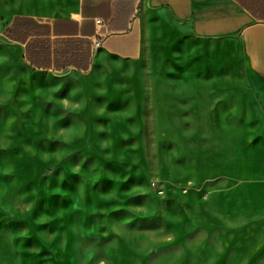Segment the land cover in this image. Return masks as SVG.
<instances>
[{
    "label": "rangeland",
    "instance_id": "rangeland-1",
    "mask_svg": "<svg viewBox=\"0 0 264 264\" xmlns=\"http://www.w3.org/2000/svg\"><path fill=\"white\" fill-rule=\"evenodd\" d=\"M163 38L127 61L1 12L0 264H264L246 64Z\"/></svg>",
    "mask_w": 264,
    "mask_h": 264
},
{
    "label": "crops",
    "instance_id": "crops-1",
    "mask_svg": "<svg viewBox=\"0 0 264 264\" xmlns=\"http://www.w3.org/2000/svg\"><path fill=\"white\" fill-rule=\"evenodd\" d=\"M1 12L33 18L58 38L99 41L101 53L127 61L171 28L188 44L228 47L243 58L246 84L264 113V0H0Z\"/></svg>",
    "mask_w": 264,
    "mask_h": 264
},
{
    "label": "trees",
    "instance_id": "trees-1",
    "mask_svg": "<svg viewBox=\"0 0 264 264\" xmlns=\"http://www.w3.org/2000/svg\"><path fill=\"white\" fill-rule=\"evenodd\" d=\"M54 35L57 36L58 35L57 32H54ZM20 43L24 44L23 42H20ZM24 59L30 63L31 67L34 70H42L44 72H49L51 70L58 69L57 66H53V63L50 59L49 61H46L45 63H39L38 61L33 60L31 57H29V49L28 50L26 49V52L24 54ZM67 66L69 65H65V67L61 68V71L63 72L67 71L68 70ZM86 67L87 66H84L83 70L87 69Z\"/></svg>",
    "mask_w": 264,
    "mask_h": 264
},
{
    "label": "built area",
    "instance_id": "built-area-1",
    "mask_svg": "<svg viewBox=\"0 0 264 264\" xmlns=\"http://www.w3.org/2000/svg\"><path fill=\"white\" fill-rule=\"evenodd\" d=\"M96 24L97 26H101L102 25V21L101 20H97L96 21ZM93 48H100L101 44L99 41H95L93 44H92Z\"/></svg>",
    "mask_w": 264,
    "mask_h": 264
}]
</instances>
